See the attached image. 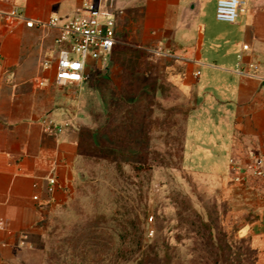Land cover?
<instances>
[{
  "label": "crops",
  "instance_id": "obj_1",
  "mask_svg": "<svg viewBox=\"0 0 264 264\" xmlns=\"http://www.w3.org/2000/svg\"><path fill=\"white\" fill-rule=\"evenodd\" d=\"M241 2L228 24L216 18L217 0H109L118 43L182 65L196 96L183 164L210 178L228 176L231 160H264V0ZM80 4L0 0V264H43L45 208L76 177L82 140L93 130L91 87L54 84L59 31L47 25ZM106 60L92 71L103 72ZM252 245L264 260V213Z\"/></svg>",
  "mask_w": 264,
  "mask_h": 264
},
{
  "label": "rangeland",
  "instance_id": "obj_2",
  "mask_svg": "<svg viewBox=\"0 0 264 264\" xmlns=\"http://www.w3.org/2000/svg\"><path fill=\"white\" fill-rule=\"evenodd\" d=\"M94 63L85 71L93 130L76 177L45 208L43 264H264L252 245L264 179L184 168L196 96L182 65L129 43H118L103 72Z\"/></svg>",
  "mask_w": 264,
  "mask_h": 264
},
{
  "label": "built area",
  "instance_id": "obj_3",
  "mask_svg": "<svg viewBox=\"0 0 264 264\" xmlns=\"http://www.w3.org/2000/svg\"><path fill=\"white\" fill-rule=\"evenodd\" d=\"M241 5V0H217V20L228 24L236 23ZM26 25L33 27V23L28 22ZM47 25L59 31L55 40L59 50L54 77L57 87L82 83L86 78L88 61L103 62L112 55L118 44L117 17L109 0H81L71 17H53ZM2 29L0 20V35ZM247 49V46L243 47V50ZM253 160L245 165L231 160L230 172L233 171L237 181L264 179V160ZM56 185L57 180L51 178L49 191L53 192ZM149 235L152 236L153 231Z\"/></svg>",
  "mask_w": 264,
  "mask_h": 264
},
{
  "label": "trees",
  "instance_id": "obj_4",
  "mask_svg": "<svg viewBox=\"0 0 264 264\" xmlns=\"http://www.w3.org/2000/svg\"><path fill=\"white\" fill-rule=\"evenodd\" d=\"M84 144L86 145V146H88V141L86 140L85 142H84ZM81 149V148H80Z\"/></svg>",
  "mask_w": 264,
  "mask_h": 264
}]
</instances>
